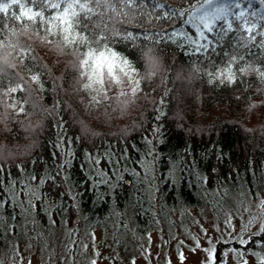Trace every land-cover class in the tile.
<instances>
[{"label": "trees", "instance_id": "obj_1", "mask_svg": "<svg viewBox=\"0 0 264 264\" xmlns=\"http://www.w3.org/2000/svg\"><path fill=\"white\" fill-rule=\"evenodd\" d=\"M191 3L199 6L198 0ZM188 4L148 0L117 25L138 37L117 38L110 46L136 70L141 91L136 97L112 100L111 107L90 105L95 93L82 90L86 80L76 83L75 57L69 48L57 47L59 36H47L43 29L37 36L35 28L19 35V27L7 21L18 34L0 38L27 43L35 56L13 53L8 60L16 67L8 72L24 77L38 106L30 101L24 113L19 106L0 107V179L10 195L15 193L12 202L0 208V252L6 237H11V245L20 237L29 248L45 246L52 242L48 237L58 234L64 238L63 251L72 256L83 229L113 225L114 232L125 231L126 215L134 234L143 236L178 206H204L214 214L217 204L224 207L264 188V82L255 72L237 73L234 84L216 78L233 54L244 56L233 71L249 63L264 66V49L251 42L237 47L236 33L222 39L214 33V52L195 51L190 25L179 17L163 18ZM242 6L256 11L253 19L264 24L259 0H244ZM145 34L155 39H145ZM35 73L42 89L30 79ZM134 86V81L123 84L125 91ZM119 91L114 88L108 95L115 97ZM24 95L17 92L5 100L14 103ZM125 101L121 111L117 105ZM32 175L46 182L39 185ZM25 185L21 196L18 190ZM248 241L232 243L234 252L264 256V226ZM53 244L46 246L51 249Z\"/></svg>", "mask_w": 264, "mask_h": 264}, {"label": "snow or ice", "instance_id": "obj_2", "mask_svg": "<svg viewBox=\"0 0 264 264\" xmlns=\"http://www.w3.org/2000/svg\"><path fill=\"white\" fill-rule=\"evenodd\" d=\"M147 2L148 0H0V37L8 33L17 36L16 27L20 29L19 35H26L29 28H35L34 34L37 36H40L39 29H43L47 36H59L57 47H61L62 50L69 48L75 57L73 67L78 70L76 83L86 80V83L81 84L82 90L95 93L90 97V105L111 107L112 100H119L121 97L129 95L136 97L141 91V80L134 79L136 70L127 58L120 56L111 48L110 42L117 38L122 40L138 38L126 29L121 32L117 25H123L132 10L142 9ZM243 3L244 0H228L224 3L220 0H198L199 6H197L189 0L187 9L164 13L163 18L167 20L179 17L182 23L189 24L190 28L194 30L191 31L192 43L197 52L201 50L208 52L210 49L215 51V44L218 41L214 38V33L218 34L221 39L229 33H236L239 35L237 47H247L251 42L260 49H264V24L258 25L253 19L257 16V12L245 8L242 6ZM248 3L251 4V0H248ZM259 4L264 5V0H259ZM159 7H163V5H159ZM260 20L264 21V15H260ZM7 21H12L16 27L10 26ZM157 35L163 36V34ZM172 35H176L175 30ZM257 37H260L259 41H257ZM144 38L155 39L148 34H145ZM42 42L51 44L53 40L42 38ZM81 47L86 51L81 52ZM0 49L5 50L3 54H0V107L16 109L19 106V113H24V105L30 101L33 102V107H37L31 86L24 77L19 72H8V69L16 67L8 60V57L13 53L35 59L30 46L19 40L5 42L0 38ZM8 49L10 51H7ZM242 60H244L243 55H231L225 68L219 70L216 78L220 79L221 83L227 81L234 84L237 73L243 76L248 72H255L258 78L264 82V66L256 67L254 63H249L247 67L237 66L233 71V65H239V61ZM25 68L27 69V65ZM209 75L215 74L209 73ZM30 79L33 83H37L41 89L43 88L39 73L32 74ZM6 81L7 86H5ZM125 81L129 83L134 81L135 86L125 91L123 87ZM114 88H118L120 91L115 97H110L108 93ZM17 92L25 95L14 103H7L5 97L12 96ZM126 105L125 101L119 103L117 107L123 111ZM3 171L4 169L0 168V173ZM47 179L54 180V177L49 176ZM31 180L37 181L39 185L46 182L44 177L35 175L31 176ZM12 183L17 182L13 181ZM27 187L25 185L23 188H19L18 194L23 196ZM0 189H3V195L0 196V208H3L12 202L15 193L10 195L11 189L4 186L2 179H0ZM67 194L65 192L61 195ZM235 242L247 244L250 241L238 239ZM92 264H96V261L93 260ZM133 264H135L134 261Z\"/></svg>", "mask_w": 264, "mask_h": 264}, {"label": "rangeland", "instance_id": "obj_3", "mask_svg": "<svg viewBox=\"0 0 264 264\" xmlns=\"http://www.w3.org/2000/svg\"><path fill=\"white\" fill-rule=\"evenodd\" d=\"M225 205L217 204L214 214L204 206H178L143 236L134 234L133 223L125 215V231L116 233L113 225L106 230H81L72 256L63 251L64 238L58 234L48 237L54 243L51 249L46 245L52 242L27 248L26 240L18 237L11 245V237H6L0 264H92L93 260L96 264H264V256L238 254L231 246L238 239L248 241L262 230L264 188ZM218 243L227 247L220 246L216 255Z\"/></svg>", "mask_w": 264, "mask_h": 264}]
</instances>
